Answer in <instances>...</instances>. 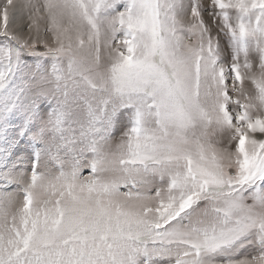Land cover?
Wrapping results in <instances>:
<instances>
[{
  "label": "rangeland",
  "instance_id": "374dc122",
  "mask_svg": "<svg viewBox=\"0 0 264 264\" xmlns=\"http://www.w3.org/2000/svg\"><path fill=\"white\" fill-rule=\"evenodd\" d=\"M264 0H0V264H264Z\"/></svg>",
  "mask_w": 264,
  "mask_h": 264
},
{
  "label": "bare ground",
  "instance_id": "6f19581e",
  "mask_svg": "<svg viewBox=\"0 0 264 264\" xmlns=\"http://www.w3.org/2000/svg\"><path fill=\"white\" fill-rule=\"evenodd\" d=\"M263 128H264V126H263Z\"/></svg>",
  "mask_w": 264,
  "mask_h": 264
}]
</instances>
